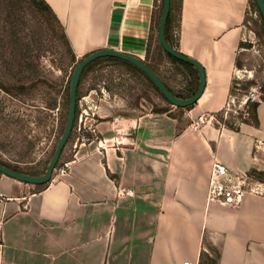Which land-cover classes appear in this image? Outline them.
Returning a JSON list of instances; mask_svg holds the SVG:
<instances>
[{
  "label": "crops",
  "instance_id": "0c3cea01",
  "mask_svg": "<svg viewBox=\"0 0 264 264\" xmlns=\"http://www.w3.org/2000/svg\"><path fill=\"white\" fill-rule=\"evenodd\" d=\"M45 1L77 61L103 49L145 60L156 0ZM248 3L183 0L179 52L200 45L191 57L207 74L188 113L204 116L198 128L179 133L177 119L150 112L151 85L137 94L143 78L123 61L111 65L124 74L106 82L96 70L114 61L90 69L81 105L104 119L96 124L103 143L81 144L42 191L0 174V264H264V179L252 174L264 173V100L258 125L232 130L205 119L231 101L241 42L233 38ZM109 118L133 128L121 135ZM214 158L246 191L236 206L209 197Z\"/></svg>",
  "mask_w": 264,
  "mask_h": 264
},
{
  "label": "trees",
  "instance_id": "16d2710c",
  "mask_svg": "<svg viewBox=\"0 0 264 264\" xmlns=\"http://www.w3.org/2000/svg\"><path fill=\"white\" fill-rule=\"evenodd\" d=\"M162 4L163 0L155 1L156 9L154 10L146 57L143 62L159 76L176 97L183 100L189 99L197 92L199 79L196 81L194 77L182 73L181 67L185 69H194V67L168 54L159 43L158 31L162 14ZM182 9L183 0H171V10L166 26V37L170 45L177 51H179ZM29 11L33 12L35 16L37 15V25L31 24L27 19ZM244 25L245 27L249 25L250 28L255 31L259 40L264 44V19L255 0H249ZM57 34H59L58 39ZM60 40L66 47L67 54L71 57L69 65L73 64L68 77L67 89L64 94L58 89L56 82L50 81L44 76L39 64L40 59L46 57L50 52V42H59ZM239 48L242 51L237 53L235 59L236 70H242L244 67H248L252 70L254 64H256L258 60L250 51L251 45L241 42ZM64 57L65 55L62 58ZM106 59H108V61L121 62L116 58L109 57ZM101 60L103 59L101 58L91 63L81 76L77 92L76 117L73 130L54 173L72 159L81 145L79 142L80 137L87 132L86 128L82 127L83 120L91 116L96 118L94 114H87L84 112L81 102L83 99L84 80L90 69ZM262 60L264 64V59ZM78 63L79 61L76 60V56L72 51L64 27L45 0H0V137L10 133L14 128L20 127L21 130L25 128L20 112L16 110L19 108L17 102L24 103L22 99L28 97L29 94H31V90L41 87L48 90L47 93H45L47 99L46 110L51 112H55L56 110L60 111L59 115H61L63 124L62 135L68 118L71 76ZM121 63L132 69V72L135 71L136 73H140L142 77L148 80L151 89L154 90L157 101L164 104L162 110H158L154 105L155 102L152 100L150 112L167 114L169 117L177 119L180 122V127L178 128L179 133L190 125H188L189 120L183 119V114L189 112L194 105L187 108L173 106L164 98L151 79L143 72L128 62L123 61ZM259 63L260 65L262 64L260 61ZM175 66L179 69L175 68ZM194 70L197 73V70ZM126 72L130 73L128 70ZM122 73L123 72H120L121 75ZM114 76V72H105L104 66L99 65V68L96 70V77L99 78V80H104L106 82L107 79L111 80ZM255 80L256 79L238 83L236 79H234L230 89V99L236 98L238 101L242 99L243 94H248L257 85ZM108 84L107 82V86ZM262 85H264V80L261 83V87ZM62 95L63 101L61 99ZM263 100L264 93H260L257 100L247 102L245 107L247 111L241 109L237 115H234V113H227L226 110L216 113V118L219 121L218 123L232 130H237L241 124L258 125L257 109ZM9 103H11V105L14 103L15 106L12 108ZM59 105H65L64 113H62L63 111L61 112ZM147 109H149V107H147ZM96 119L98 120L101 118L97 117ZM75 138L74 145L69 148L72 140ZM0 164L16 172L35 177L43 176L47 171V166H45V169L42 171L29 172L18 164L8 163L1 159ZM252 174L264 179V173L253 171ZM49 183L50 182L34 186L37 190L42 191Z\"/></svg>",
  "mask_w": 264,
  "mask_h": 264
},
{
  "label": "rangeland",
  "instance_id": "374dc122",
  "mask_svg": "<svg viewBox=\"0 0 264 264\" xmlns=\"http://www.w3.org/2000/svg\"><path fill=\"white\" fill-rule=\"evenodd\" d=\"M36 17L37 15L35 16L33 12L29 11L27 14V19L30 21L31 24L34 25H37ZM242 26L243 27L240 30H238L237 32L238 34L234 35L233 39H238L244 44H250L251 45L250 51L251 53H253L252 55L257 58L258 62L254 64L252 70H250L248 67H244V69L242 70L237 69L234 72L232 81L236 79V82L241 83L256 79L255 81L257 85L254 88L258 90L259 94L264 93V85H262L261 87V83L264 80V64L262 60L264 59V44L259 40L255 31L252 30L249 25L245 27L243 23ZM58 37L59 34H57V39ZM50 47H51L50 52L47 54L46 57L40 59L39 64L43 71L44 76L48 80L56 82L58 89L62 92V94H64L67 89L68 77L70 75L73 65V64L69 65L71 57L69 54H67L66 47L63 45L61 40L59 42L56 41L50 42ZM195 48L196 49L191 48L190 49L191 52L188 51L187 53H183V54L188 57H191L192 53L193 54L195 52L199 53L203 50L202 47H200V45L196 46ZM239 51L242 50H240L239 48L238 52ZM64 55L65 57L62 58ZM259 61L262 62L261 65ZM111 64H115L116 67L117 66L120 67L118 65V62L109 63V64L105 63L104 66L108 68ZM116 67H114L115 69L114 73L119 72L120 75V72H123L122 74H124L123 69ZM175 68L178 67L175 66ZM194 69H190V68L185 69L181 67V70L183 71L182 73L194 77V79L197 81L198 77ZM134 74L140 76V78L142 77L140 73L135 72ZM142 78L143 79H139L140 82H137L135 80L134 81L135 84L133 83L132 86L135 87L136 84L137 86H139L140 89L138 88L139 91L137 92V94H140V91H143V87L144 85H146V83L147 85H150V82L148 80H146L144 77ZM123 79L122 81H124ZM107 81H109V79H107ZM108 86L111 85L108 84ZM47 91L48 90H46V88H42V87L39 89L36 88L34 90H31L30 92L31 94H29V96L27 95L28 97L22 99L24 103L17 102V106H19V108H17L16 110L20 112L25 128L22 130L20 127L14 128L10 133L0 137V159L8 163L18 164L24 170L29 172L42 171L43 169H45V166H47L48 168V165L53 157V154L58 145L60 137L62 136L61 133H62L63 124L61 121V115H59L60 111L56 110L55 112H51L49 110H46L47 99L45 97V93H47ZM250 93H252V90L248 94H243L242 99H240L239 101L236 98L234 99L232 98V100L230 101L229 105L226 108L227 113H234V115H237L241 109L245 111L246 110L245 107L247 103H245L244 101ZM141 94H143V92ZM151 94H152V99H150L151 102L153 100L155 102L153 103L156 106V108H158V110H162L164 104H162L160 101H157L154 90L152 89H151ZM61 99L63 101V95ZM11 103H9V105H11ZM14 106L15 104L13 103L11 107L13 108ZM147 107H149L148 101H147ZM59 108H61V112L63 111L62 113L65 112V105L64 106L59 105ZM188 113L189 112L183 114V119L189 120L188 125L193 124L194 128H198L201 123L200 117L193 119L191 117L192 114H188ZM205 119L214 122L216 121L217 118L215 116V119L213 121L212 118L210 119L209 116H205ZM118 120L119 121L117 122H113L114 120L111 121L114 132L124 135L132 130L133 128L132 125L126 126L125 122L122 121L121 118L120 119L118 118ZM102 121L103 120L101 119L97 120L96 118L93 120L89 119V121L87 119H84L82 122V127L87 126L88 129L89 127H91L92 129L95 130V133H92L91 131L88 130L80 137L79 142L81 144L93 143L94 146L95 145L99 146L100 142L103 143V141H101L102 136L98 134L96 129V124ZM83 136L86 139H88L89 142L86 140L83 141L82 140ZM73 140L69 148H71V146L74 145L76 138ZM238 176L243 177L241 174L239 175V173Z\"/></svg>",
  "mask_w": 264,
  "mask_h": 264
},
{
  "label": "water",
  "instance_id": "95a60500",
  "mask_svg": "<svg viewBox=\"0 0 264 264\" xmlns=\"http://www.w3.org/2000/svg\"><path fill=\"white\" fill-rule=\"evenodd\" d=\"M255 2L258 8L260 9V12L264 19V0H255ZM170 10H171V0H163L162 14L159 21V31H158L159 43L168 54H170L171 56H173L174 58L180 61L192 65L197 70L199 75V86L195 95L185 100L176 97L167 88V86L163 83V81L159 78V76L156 75L142 60L138 59L137 57L125 53H120L118 51H114L111 49H103L96 51L91 55L87 56L86 58H84L83 60L79 61V63L76 65L72 73L70 96H69V110H68V118H67L66 126L58 142V145L55 149L53 157L48 165L46 173L43 176L35 177V176H30L27 174L16 172L1 164H0V173L17 181H20L22 183L31 184V185H42L51 181L53 173L56 170V167L60 161L62 153L69 141L71 132L73 130L75 117H76L77 92H78L81 76L84 70L91 63H93L98 59L110 57L132 64L141 72H143L147 77H149V79H151V81L159 89V91L164 96V98L175 107L187 108L195 105L201 99L206 89V85H207L206 70L198 60L188 57L183 53L175 50L168 42L166 37V26H167Z\"/></svg>",
  "mask_w": 264,
  "mask_h": 264
},
{
  "label": "built area",
  "instance_id": "2783aa9c",
  "mask_svg": "<svg viewBox=\"0 0 264 264\" xmlns=\"http://www.w3.org/2000/svg\"><path fill=\"white\" fill-rule=\"evenodd\" d=\"M259 96L260 94L258 93V90L254 88L252 90V93H250L246 97L244 102L247 103L248 101H255L259 98ZM200 119L201 121H203V117ZM214 119L215 118H212L213 121ZM117 121H119L118 118L114 119L113 122H117ZM214 122L218 123L217 119ZM84 128H86V131L89 130L92 133H95V130L92 129L91 127H89L88 129L87 126L86 127L84 126ZM82 140L88 141V139H86L84 136ZM99 145H101V142L99 143ZM68 168H69L68 164H64L63 167H61L60 172L65 173ZM233 182H234V177L233 175H231L229 169L223 163H221L219 159L214 158L211 167L210 179L208 185L210 199L213 201L214 200L220 201L230 206L238 205L246 191L238 187L237 185H234ZM130 193L131 192L128 191L127 194ZM1 227H2V222H0V231H1ZM184 264H192V263L185 262Z\"/></svg>",
  "mask_w": 264,
  "mask_h": 264
}]
</instances>
